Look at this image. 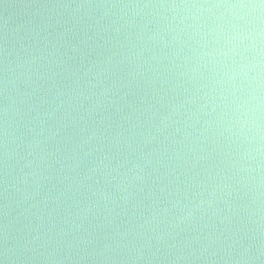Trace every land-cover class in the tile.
Wrapping results in <instances>:
<instances>
[{
	"label": "water",
	"instance_id": "1",
	"mask_svg": "<svg viewBox=\"0 0 264 264\" xmlns=\"http://www.w3.org/2000/svg\"><path fill=\"white\" fill-rule=\"evenodd\" d=\"M0 264H264V0H0Z\"/></svg>",
	"mask_w": 264,
	"mask_h": 264
}]
</instances>
